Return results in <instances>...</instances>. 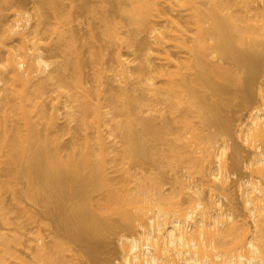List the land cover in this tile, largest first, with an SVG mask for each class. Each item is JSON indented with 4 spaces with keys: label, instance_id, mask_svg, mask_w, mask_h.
Masks as SVG:
<instances>
[{
    "label": "bare ground",
    "instance_id": "bare-ground-1",
    "mask_svg": "<svg viewBox=\"0 0 264 264\" xmlns=\"http://www.w3.org/2000/svg\"><path fill=\"white\" fill-rule=\"evenodd\" d=\"M113 235L92 264H264V0H0V264Z\"/></svg>",
    "mask_w": 264,
    "mask_h": 264
},
{
    "label": "rangeland",
    "instance_id": "rangeland-1",
    "mask_svg": "<svg viewBox=\"0 0 264 264\" xmlns=\"http://www.w3.org/2000/svg\"><path fill=\"white\" fill-rule=\"evenodd\" d=\"M92 3L94 6L97 7L100 5L101 0H92ZM112 4H113L112 2H109L107 4V9H109V10L112 9ZM75 8L76 7L74 6L73 10L78 11V12L80 11L79 8H78V10ZM75 28L77 29V35L79 38H86L88 36V33L91 30V27L88 25L85 17H82V22L78 21V23H75ZM248 107H249L248 103L243 102L241 99L240 100L235 99L229 105H227L225 109L229 115H232L234 118H238V117H241L242 115H245L247 113ZM248 153H249V151H247V150L243 151L244 156L248 155ZM229 162L231 163L232 160L229 159ZM232 164H233V162L231 163V166H233ZM242 170H243L242 168H234V170H233L232 184H231L233 189H236L235 180L244 173V170L243 171ZM223 202H224V204H226L225 207L229 206V204L227 205L229 200L227 201L225 198V199H223ZM240 203H241L240 197L236 196L234 206L236 205V208L239 210H240V208L242 209V207H241L242 205ZM232 208H235V207L232 206ZM236 208H235V210H237ZM239 210H237V211H239ZM38 211L41 214L45 215V212L43 211V209L39 208ZM51 225H52V228H51L52 235H54V236L57 235L58 237H65L66 236V233L64 232V230L57 227L53 221H51ZM73 246L77 250V253H78V261H77L78 264H92L95 259L107 261V260L113 258L116 254H118L117 240H116L114 235L111 236V242L110 243H108V242L102 243L97 248V250L95 249V250L91 251L92 252L91 256L89 254L91 252L87 253L88 250L82 249L76 244H73ZM93 258H95V259H93Z\"/></svg>",
    "mask_w": 264,
    "mask_h": 264
}]
</instances>
